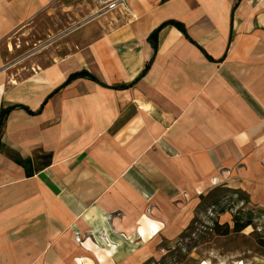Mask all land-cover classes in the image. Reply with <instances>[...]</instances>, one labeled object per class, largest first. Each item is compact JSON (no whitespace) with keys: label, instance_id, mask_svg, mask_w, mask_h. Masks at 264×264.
Segmentation results:
<instances>
[{"label":"crops","instance_id":"1","mask_svg":"<svg viewBox=\"0 0 264 264\" xmlns=\"http://www.w3.org/2000/svg\"><path fill=\"white\" fill-rule=\"evenodd\" d=\"M62 1L0 0V111L41 110L16 108L3 128L0 264H145L139 239L189 219L159 211L162 199L202 190L220 168L264 208V0H77L63 10L86 19L8 65V41ZM170 21L187 37L168 25L154 50ZM79 72L100 83L57 92Z\"/></svg>","mask_w":264,"mask_h":264},{"label":"rangeland","instance_id":"2","mask_svg":"<svg viewBox=\"0 0 264 264\" xmlns=\"http://www.w3.org/2000/svg\"><path fill=\"white\" fill-rule=\"evenodd\" d=\"M76 1L63 0L57 17L55 13L53 15L54 20L44 15L28 34L11 38L8 41L11 49L10 59L6 61L8 65L32 60L49 51L54 39L51 29L63 30L73 20L78 23L86 19L89 12L64 11L63 4L74 6ZM43 63H50V59ZM242 167L238 166L237 170ZM216 172L202 190L185 188L170 198L162 199L165 206L158 207L159 211H165L171 217L174 213V217L185 214L189 219L181 220L177 225L172 220L170 233L177 230L174 226L182 230L177 235H162L165 227L159 224L158 236L139 239L144 245L151 243V251H145V255H149L145 256V264H264V247L260 244L264 242V208L252 202L249 190L243 186L247 184L239 175L230 177L232 174L228 168H220ZM235 216L242 222L250 220L252 224L240 233L232 232L226 236L213 230L216 222L233 228ZM76 240L81 241L79 238Z\"/></svg>","mask_w":264,"mask_h":264},{"label":"trees","instance_id":"3","mask_svg":"<svg viewBox=\"0 0 264 264\" xmlns=\"http://www.w3.org/2000/svg\"><path fill=\"white\" fill-rule=\"evenodd\" d=\"M168 25H174L175 27H177L187 37V32H186V29H185L183 24L175 22V21L166 22L163 25H161L157 30H155L151 34V36L149 37V41L153 45L154 50L157 49V41H158V35H159L160 31L164 27H166ZM152 62H153V59L146 65L145 70L142 72V74L139 76V78L136 80V82L139 79L143 78L147 74V72L149 71V69L151 67ZM81 77H88V78L92 79L93 81L100 83L98 81V79L96 77H94L93 75H91V74H89L87 72H79V73H75V74L71 75L69 77V79L57 90V92L59 90H61L62 88L66 87L67 85H69L72 81H74V80H76L78 78H81ZM136 82H133V83L127 84V85H120V86H117L115 88L116 89H126V88H129V87H132ZM16 108H23L31 115H35V114H38V113L41 112V110H39L38 112H32L28 108L23 107V106H14V107H11V108H3L0 111V145H1V137H2V132H3V128H4V125H5L6 118H7L8 114L12 110H14ZM11 157L17 164L21 165L22 167H24L26 169L27 175L32 176V174L29 172V170H30V161L23 160L17 155H12ZM251 224H252V222L250 220H248L246 222H242L237 216H235L233 228H230L229 224H225V225L221 226V225H219L218 222H216L214 224V226H213V230L218 235L226 236V235H229L232 232L240 233L243 230H245L247 227H249ZM260 244L264 247V242H260Z\"/></svg>","mask_w":264,"mask_h":264},{"label":"built area","instance_id":"4","mask_svg":"<svg viewBox=\"0 0 264 264\" xmlns=\"http://www.w3.org/2000/svg\"><path fill=\"white\" fill-rule=\"evenodd\" d=\"M127 1L128 0H116L115 3H113V4L110 5V9H113V8H115L117 6L126 5Z\"/></svg>","mask_w":264,"mask_h":264}]
</instances>
